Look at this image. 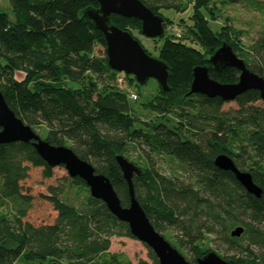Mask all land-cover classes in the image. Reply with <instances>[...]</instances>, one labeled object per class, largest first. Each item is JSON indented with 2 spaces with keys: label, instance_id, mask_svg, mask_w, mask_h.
Here are the masks:
<instances>
[{
  "label": "trees",
  "instance_id": "obj_1",
  "mask_svg": "<svg viewBox=\"0 0 264 264\" xmlns=\"http://www.w3.org/2000/svg\"><path fill=\"white\" fill-rule=\"evenodd\" d=\"M140 1L164 18L158 58L169 71V90L158 84V95L144 104L156 114L145 122L146 128L135 126L139 119L130 91L113 84L122 74L108 63L104 33L84 15L99 7L96 0H9L12 17L0 10V91L16 116L38 129L43 140L70 147L107 176L123 207L130 205L129 186L117 156L134 164L139 171L132 177L136 199L157 231L182 254L191 253L192 264L212 251L209 242L224 252L217 251L229 264H264L260 92L246 91L230 109L220 97L190 93L199 66L207 67L209 77L219 83L238 82L239 69L215 68L209 61L223 42L264 77V33L247 50L230 26H211L216 19L211 3L217 0H191L190 22L181 19L178 25L162 10L184 11L187 6L170 0ZM112 21L135 38V30L142 33L139 19L112 15ZM171 26L184 35L168 29ZM98 46L104 51L98 53ZM220 154L252 175L261 197L249 193L231 171L216 166ZM159 161L177 167L163 174ZM31 167L42 168L44 178L50 179L58 166H50L32 142L0 144V264H132L109 251L112 237H133L128 224L93 197L80 177L69 175L67 183L86 190L84 203L64 201L65 184L49 185L41 197L54 206L56 220L40 225L25 220L32 198L24 193L22 182ZM237 227L244 232L233 237ZM149 257L138 264H159L152 250Z\"/></svg>",
  "mask_w": 264,
  "mask_h": 264
},
{
  "label": "water",
  "instance_id": "obj_2",
  "mask_svg": "<svg viewBox=\"0 0 264 264\" xmlns=\"http://www.w3.org/2000/svg\"><path fill=\"white\" fill-rule=\"evenodd\" d=\"M96 1L99 7L87 9L84 15L104 33L110 67L117 72L133 75L140 84L146 83L148 79H155L163 91H168V65L160 58L150 56L137 38L128 30H123L113 23L112 15L139 19L142 23V34L149 38L163 37L164 18L155 14L140 0ZM209 61L215 68L232 66L239 69L238 82L219 83L209 77L207 67L199 66L194 69L190 93L233 101L248 90H257L264 102V77L251 71L226 42H223ZM12 142H32L38 154L50 166L62 165L71 177L82 178L89 186L92 196L103 200L119 220L128 224L132 236L147 244L157 257L159 264H192L162 233L155 229L136 199L132 177L139 171L134 164L122 155L117 156L129 186L130 205L123 207L107 176L97 173L89 162L78 157L70 147L52 145L43 140L31 126L16 116L0 91V144ZM215 164L220 169L231 171L249 193L261 197L262 189L253 182L252 175L240 170L229 155L220 154L215 159ZM243 232V227H237L231 235L240 237ZM196 262L197 264H229L215 251H209L197 258Z\"/></svg>",
  "mask_w": 264,
  "mask_h": 264
},
{
  "label": "rangeland",
  "instance_id": "obj_3",
  "mask_svg": "<svg viewBox=\"0 0 264 264\" xmlns=\"http://www.w3.org/2000/svg\"><path fill=\"white\" fill-rule=\"evenodd\" d=\"M176 4L185 5L188 8L184 11H177L174 8H166L162 10V14L169 18L174 25H178L181 19L186 22H190V17L193 13L191 0H170ZM211 8L214 10L216 19L210 22L214 30H217L222 25L230 26L233 30L237 31L240 35L241 45L245 49L254 43L261 33H264V0H240L237 3H231L226 0H217L211 3ZM0 10L7 12L12 17V10L9 0H0ZM173 25V26H174ZM178 27V26H177ZM177 27H169L177 34L184 35V31ZM165 30V28H164ZM180 30V32H178ZM134 35L140 41L141 45L152 57H158L160 48L163 44L161 37L149 38L138 31H134ZM97 51L103 52V48L98 46ZM120 73V72H119ZM116 77V82H113L119 87V80L125 81V89L138 96L137 100H131L130 104L135 116L139 119L136 121V127L146 128L145 122L155 119V112L144 106L155 96L158 95L159 87L158 82L155 79H148L146 83L140 84L133 75H129L133 80L124 78V73ZM118 81V82H117ZM110 83L112 81H109ZM118 83V84H117ZM236 101H228L224 104L225 109L236 108ZM39 132L38 129H36ZM134 157H137L136 152H132ZM157 166L161 173L169 174L175 171L176 164L166 163L159 161ZM69 174L67 170L58 166L54 168V176L50 179L44 178L42 168L31 167L29 176L23 182V191L32 198V203L28 209L25 220L35 224H49L53 223L57 218V211L54 206L47 200L41 197V194H47V187L49 185H66V191L64 192L62 199L67 203L80 206L85 202L87 192L84 189L73 185L68 186ZM165 234V233H163ZM172 242V240L170 239ZM209 247L212 251L217 252L214 248V244L209 242ZM111 253L121 254L124 260L130 261L132 264H138L140 261H150L149 253L151 249L144 242L136 239L135 237L116 236L111 238V247L109 250ZM220 254L224 253L218 251ZM183 254L189 261H193L191 253L183 251ZM21 264V263H19Z\"/></svg>",
  "mask_w": 264,
  "mask_h": 264
},
{
  "label": "built area",
  "instance_id": "obj_4",
  "mask_svg": "<svg viewBox=\"0 0 264 264\" xmlns=\"http://www.w3.org/2000/svg\"><path fill=\"white\" fill-rule=\"evenodd\" d=\"M178 32H180V30H179ZM119 87H120V89H122V90H126V89H125L124 81L119 80ZM130 97H131L133 100H137V99H138L137 95L134 94V93H130Z\"/></svg>",
  "mask_w": 264,
  "mask_h": 264
},
{
  "label": "bare ground",
  "instance_id": "obj_5",
  "mask_svg": "<svg viewBox=\"0 0 264 264\" xmlns=\"http://www.w3.org/2000/svg\"><path fill=\"white\" fill-rule=\"evenodd\" d=\"M165 32V31H164ZM124 84H125V81H124ZM122 90V89H121ZM129 97H130V95H129ZM138 97V96H137ZM130 99H132L131 97H130ZM133 100V99H132Z\"/></svg>",
  "mask_w": 264,
  "mask_h": 264
}]
</instances>
